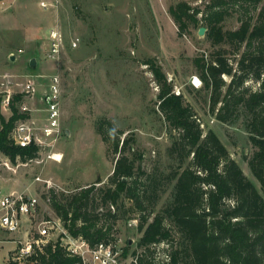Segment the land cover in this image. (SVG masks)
Instances as JSON below:
<instances>
[{"label": "trees", "instance_id": "1", "mask_svg": "<svg viewBox=\"0 0 264 264\" xmlns=\"http://www.w3.org/2000/svg\"><path fill=\"white\" fill-rule=\"evenodd\" d=\"M205 9L201 13L182 2L168 12L179 37L200 22L198 30L206 29L205 38L212 46L230 47L237 56L234 65L220 48L208 61L202 58L193 63L216 120L229 125L242 118L254 149L244 160L262 194L214 132H203L191 105L182 94L175 95L158 72L154 74L159 86L157 107L171 140L165 150L172 162L168 173L144 171L139 165L142 154L132 147L133 137L100 118L94 123L95 132L114 161L106 184L69 194L54 189L43 193L65 231L91 246L115 243L117 220L129 216L136 221L140 235L132 253L136 264H264V0H210ZM232 12L238 14L240 27L222 32L220 23ZM222 76L230 79L228 84ZM247 83L256 84L255 91L245 87ZM20 99L12 96L10 117L0 116V152L12 162L33 160L38 151L33 145L13 144L15 125L29 118L18 106ZM169 188L168 200L155 212ZM33 257L36 264H73L76 260L59 240L48 242Z\"/></svg>", "mask_w": 264, "mask_h": 264}, {"label": "rangeland", "instance_id": "2", "mask_svg": "<svg viewBox=\"0 0 264 264\" xmlns=\"http://www.w3.org/2000/svg\"><path fill=\"white\" fill-rule=\"evenodd\" d=\"M36 2L0 0V95H19V108L26 109L29 118L43 124L44 114H36L37 109L45 107L41 94L50 76H60L61 134L54 152L62 159L48 160L44 151L36 159L22 162L16 158L12 162L0 152L2 194L46 193L45 185L35 182L37 177L51 185L47 190L64 194L92 185L103 187L114 161L111 155L107 156L106 146L95 132L94 123L100 118L112 121L124 136L133 137L132 147L142 154L139 165L144 171L168 173L172 162L165 150L171 140L157 107L159 86L155 72L172 85L175 95L184 96L196 112L203 132H214L231 159L262 194L244 160L254 149L248 142L242 118L229 125L218 122L209 111V94L202 90V83L198 87L192 84L194 78L199 79L195 59L203 58L206 62L220 48L229 53L226 58L234 65L237 56H233L230 47L212 46L205 35L198 36L200 22L179 37L168 12L170 7L183 2L203 13L210 0H58V7L50 10H42ZM196 19L200 21L201 14ZM16 24L23 31H18ZM220 26L222 32L237 30L238 14L232 12ZM52 27H57L63 36V49L56 61L47 57V37ZM75 39L78 41L73 48ZM32 59L36 63L34 68L29 66ZM222 79L229 83L228 77ZM29 81L35 83L34 96L25 92ZM245 87L255 91L257 86L247 83ZM10 115V111L3 112L4 119ZM170 191L171 188L163 194L155 212L168 200ZM128 218L117 220L114 225V240L124 257L132 256L140 238L137 222ZM47 220L55 224L59 221L42 195L30 229L36 230L38 223ZM55 228L53 240L67 234L61 222ZM7 247L0 242V264H7Z\"/></svg>", "mask_w": 264, "mask_h": 264}, {"label": "built area", "instance_id": "3", "mask_svg": "<svg viewBox=\"0 0 264 264\" xmlns=\"http://www.w3.org/2000/svg\"><path fill=\"white\" fill-rule=\"evenodd\" d=\"M58 0H38V6L42 10L56 9ZM48 52L47 57L51 61L59 60L63 49V36L57 27H52L48 31ZM78 39L72 41L73 48L76 47ZM21 52V50H19ZM192 84L196 87L201 85L199 79L194 78ZM25 92L31 96L36 94L35 83L29 81L25 85ZM0 95V116L3 112L10 111L9 103L11 95ZM43 109H38V113L43 115V124L36 119L28 118L18 122L12 131V140L15 146L26 148L31 145L37 147V155L46 151L48 160L60 161L62 155L54 152L61 128V78L58 74L48 78L45 89L42 92ZM22 111H27L23 109ZM36 159V158H35ZM35 182L51 186L47 181L39 177ZM45 189V191H48ZM43 193L10 192L2 194L0 192V232L13 239L16 244L15 249L9 257V264H36L33 256L36 251L42 252V248L50 241L60 240L70 258H75L73 264H136V259L132 256H123V251L117 247L116 243H98L93 246L81 237H72L68 233L64 237L53 240L51 236L55 231L56 224L51 220L38 223V227L30 229L33 218L39 211L40 201ZM136 222V221H134ZM59 238V239H58Z\"/></svg>", "mask_w": 264, "mask_h": 264}, {"label": "crops", "instance_id": "4", "mask_svg": "<svg viewBox=\"0 0 264 264\" xmlns=\"http://www.w3.org/2000/svg\"><path fill=\"white\" fill-rule=\"evenodd\" d=\"M37 2H36V5L38 4V0H36ZM24 4V3H23ZM33 5V4H32ZM32 9H34V10H36L35 9V7H33ZM23 10H22V8L20 9V13H23L22 12ZM30 11V10H29ZM38 12V11H37ZM18 24H16V26H17ZM18 27V31L19 30H22V28H19V26H17ZM23 31V30H22ZM25 38V37H24ZM25 40V39H24ZM27 42V41H26ZM38 110V109H37ZM36 110V111H37ZM36 114H38L39 115V113L38 112H36ZM13 239H15V238H12V237H8V236H6V235H4L2 232H0V242H3L5 245H8V247H7V251H6V257H7V259H6V262H7V264H9V262H8V260H9V257H10V255H11V253H12V251L15 249V247H16V244L14 243V241H13ZM10 245H12V247H10Z\"/></svg>", "mask_w": 264, "mask_h": 264}, {"label": "water", "instance_id": "5", "mask_svg": "<svg viewBox=\"0 0 264 264\" xmlns=\"http://www.w3.org/2000/svg\"><path fill=\"white\" fill-rule=\"evenodd\" d=\"M205 32H206V29H205V28H200V29L198 30V36H200V37L204 36V35H205ZM10 59H11V61H13V60H14V57L11 56ZM35 64H36V63H35L34 59H32V60L30 61V63H29V66H30L31 68H34V67H35Z\"/></svg>", "mask_w": 264, "mask_h": 264}]
</instances>
